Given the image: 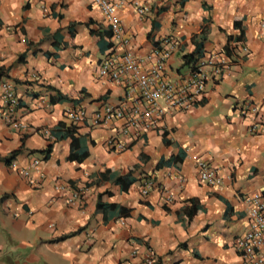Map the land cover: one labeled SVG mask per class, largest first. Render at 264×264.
I'll return each instance as SVG.
<instances>
[{
  "label": "crops",
  "instance_id": "obj_1",
  "mask_svg": "<svg viewBox=\"0 0 264 264\" xmlns=\"http://www.w3.org/2000/svg\"><path fill=\"white\" fill-rule=\"evenodd\" d=\"M109 1L136 57L173 41L170 78L188 71L181 56L201 29L203 57L228 66L208 77L199 101L167 109L148 129L71 122L66 110L90 115L125 99L124 85L97 71L111 41L105 21L90 0H0V264H143L147 248L151 264H241L233 241L248 227L245 198L264 187V0ZM3 82L17 99L11 112ZM247 102L257 111L240 116ZM59 123L84 139L81 161L67 159L70 138L50 134ZM129 169L135 181L122 187L100 177Z\"/></svg>",
  "mask_w": 264,
  "mask_h": 264
},
{
  "label": "built area",
  "instance_id": "obj_2",
  "mask_svg": "<svg viewBox=\"0 0 264 264\" xmlns=\"http://www.w3.org/2000/svg\"><path fill=\"white\" fill-rule=\"evenodd\" d=\"M102 16L109 31L110 47L100 59L97 71L102 78L122 83L125 87V99L119 106L103 105L97 111L87 115L85 110H66L65 115L71 122L80 123L88 119L93 126H100L111 120H123L125 127H141L143 130L159 124L167 109L186 110L199 101L204 85L210 75L216 74L219 68H227L229 60L215 57H201L188 68L185 74L170 78L166 67L173 41L164 38L160 45L153 46L144 58L148 61L146 68L143 58L136 57L129 49V36L115 13V4L109 0H90ZM136 11L142 13L144 8L135 2ZM119 46H121L120 49ZM211 68L207 72L204 68ZM2 99L8 111L17 105V99L9 84H1ZM264 105V102L261 104ZM257 106L245 103L238 109L240 116L256 113ZM19 125V124H17ZM255 122L249 126L256 131ZM112 143V139L108 140ZM121 148V144H117ZM34 159L31 166L37 167ZM198 174L202 180L212 182L213 173L203 163L198 162ZM27 173L26 170L23 172ZM148 188L149 182L143 183ZM57 188L59 186H56ZM146 190V189H145ZM144 190V191H145ZM70 202V199L67 198ZM248 227L237 235L233 246L241 258V264H264V187L253 191L245 198ZM133 253V252H132ZM152 252L146 249L143 264H151Z\"/></svg>",
  "mask_w": 264,
  "mask_h": 264
},
{
  "label": "trees",
  "instance_id": "obj_3",
  "mask_svg": "<svg viewBox=\"0 0 264 264\" xmlns=\"http://www.w3.org/2000/svg\"><path fill=\"white\" fill-rule=\"evenodd\" d=\"M205 29H201V31L198 34H194L191 36V43L193 45V50L190 53H185L181 56V65L187 66L188 68H193V64L201 57H203V41L206 38ZM155 45V44H154ZM234 51V47H232L229 44V41L227 40L225 44L222 47V53L225 54V56H230L232 52ZM68 99L66 96L63 95H56L54 98L55 101L59 100H65ZM86 120V119H85ZM86 122V121H84ZM58 127H60V130L51 131L50 134L56 139H64V138H70L71 144L69 145V152L67 159L70 161H81L84 157L87 155V148L84 142V139L82 136H75L74 128L73 127H65L62 123L58 124ZM182 153L178 152L176 156H174L173 160H181L182 159ZM167 162V161H166ZM159 164H164L159 162ZM132 169L127 170L124 174H116L113 172L108 173L106 175V172L101 174V178H108L115 184L122 187L123 185H129L133 181H135V178L131 176ZM190 204L192 205L193 202L190 200ZM109 204L101 202L98 198L95 203V209L99 210L100 212L104 213L108 210ZM182 214L184 217L188 218L192 212V208L189 207L185 210V208H182ZM106 214V213H105Z\"/></svg>",
  "mask_w": 264,
  "mask_h": 264
}]
</instances>
